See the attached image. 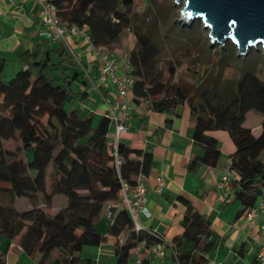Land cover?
I'll return each instance as SVG.
<instances>
[{
    "label": "trees",
    "instance_id": "obj_1",
    "mask_svg": "<svg viewBox=\"0 0 264 264\" xmlns=\"http://www.w3.org/2000/svg\"><path fill=\"white\" fill-rule=\"evenodd\" d=\"M49 1L59 25L67 32L73 27L83 31L95 48L114 53L124 32L131 31L136 47L126 58L133 80L126 100L155 113H169L184 104L188 107L195 119L193 142L203 150L189 162V170L197 164L216 165L220 148L210 134L226 132L234 146L229 165L234 176L233 201L243 212L258 201L264 206V79L254 69L242 70L237 78H223L220 63L228 53L227 48L219 47L224 56L214 70L207 68L199 76L198 84L180 81L176 77L181 58L174 55L160 64L166 39H158V14H153L144 28L146 15L140 19L134 0ZM177 23V18L173 19L172 24ZM193 27L179 24L176 30L188 46L185 57L190 56ZM83 40V34L69 38L77 54V43L86 51ZM206 50L210 56L215 51L210 46ZM17 58L21 69L9 81L2 78L6 62L0 60V241H16L37 264H93L80 253L84 247L105 242L95 225L107 209V236L115 239L117 264H127L136 247L150 251L163 243L162 236L135 229L125 207L116 208L124 202L122 185L133 187L140 176L151 172L152 153L134 149L122 140L115 149L108 110L102 116L92 112L83 115L81 106L67 107L73 99L82 103L91 94L96 80L86 71V64L61 42L26 50ZM92 61L97 74V62ZM105 88L102 85L95 91L107 107L114 89ZM249 112L262 117L257 129L245 126ZM57 195L66 197V206L50 213ZM20 199L28 202L23 211L17 209ZM178 200L185 211L182 233L170 244L173 257L178 264H204L216 240L210 220L184 198ZM0 264H6L2 251Z\"/></svg>",
    "mask_w": 264,
    "mask_h": 264
},
{
    "label": "crops",
    "instance_id": "obj_2",
    "mask_svg": "<svg viewBox=\"0 0 264 264\" xmlns=\"http://www.w3.org/2000/svg\"><path fill=\"white\" fill-rule=\"evenodd\" d=\"M5 2L3 16L0 17V60L7 62V59H11L20 65L17 57L22 52L50 47L53 42L42 35L44 27L35 3L31 0ZM76 50L87 66L86 71L92 73L91 77L94 78L96 68L93 58L78 43ZM105 90H108V86ZM85 102L90 103V112L97 116L105 115L108 110L95 91L82 103ZM128 103L127 131L121 135L120 140L134 149H148L153 157L152 170L143 179L147 190L145 208L150 212V217H140L138 224L140 228L162 236L167 246L161 258L154 257L149 250H133L127 264H136L137 258H140L142 264H178L169 246L182 233L181 221L185 206L178 197L187 200L210 220V230L216 240L204 264H261L256 256L264 242L260 229L264 226V208L258 209L253 218L246 219V212H243L239 203L232 200L226 204L218 200L217 182L223 173L229 172L230 156L234 151L228 134L224 131L210 134L218 141L220 148L215 166L197 164L189 170V162L202 155L203 150L193 142L195 119L190 115L188 107L184 104L169 113H155L146 110L144 106H136L130 101ZM158 175L166 180L162 192L155 190V177ZM260 203L258 201L255 207ZM107 213V209H104L95 225V230L105 236V242L84 247L80 253L81 258H89L93 264H117L114 255L115 239L107 236ZM0 251L5 255L6 264H37V259L23 253L16 241L7 244L6 240H1Z\"/></svg>",
    "mask_w": 264,
    "mask_h": 264
},
{
    "label": "rangeland",
    "instance_id": "obj_3",
    "mask_svg": "<svg viewBox=\"0 0 264 264\" xmlns=\"http://www.w3.org/2000/svg\"><path fill=\"white\" fill-rule=\"evenodd\" d=\"M135 9L134 11L139 14L140 19L144 18V28H147L148 24L152 21L153 14H158L161 20L160 27L156 28L159 34L158 39H166L164 42L163 53L160 55V64L163 66L166 60L170 57L176 55L177 57L181 58L182 64L177 69V79L182 81H189L198 84V78L201 75H204L206 69L214 70L216 65H218V60H221V57L224 55L223 50L220 52V45L214 44L211 50L215 49L212 56L208 54L207 50L210 42L208 39V31L205 30L202 26V23L198 20H194L192 22L186 23V25L182 22L177 23L175 26L172 24L173 19L177 18L178 20V10L182 4L177 5L174 4V0H134ZM145 14V15H144ZM179 24L183 27L193 26L191 30V38H190V56L185 57V49L188 46L185 45L184 39L179 37L180 32H177V28H179ZM169 35L170 37H165ZM186 33L181 36L185 37ZM183 46V47H180ZM135 38L131 31H125L122 35L120 42L117 44L116 49L113 51L117 54L119 61L122 65L125 64V58L128 57V53L131 49L135 48ZM223 48H227L226 54L228 57H223V61L220 63L223 67L222 73L223 78L230 79V78H237L240 72L247 68L254 69L255 73L262 79H264V56L262 54V49L259 47L257 49H251L248 53L242 58L241 56H237V49L236 47L230 42H225ZM88 53V52H87ZM91 58H93L91 53ZM233 57L229 63V58ZM81 59V58H80ZM195 60L191 63L192 60ZM6 65L4 67L2 78L5 81L11 80L16 73L21 69V67L15 63L11 59H7ZM206 60H209L208 62ZM82 61V60H81ZM226 64H228L226 66ZM225 66V67H224ZM92 76V73H89ZM94 77V76H93ZM95 86L97 89L102 88L100 82L97 83V74L95 76ZM205 83V80H204ZM203 83V84H204ZM96 89L93 88L90 92H94ZM99 93L98 91H95ZM91 95V94H90ZM89 95V96H90ZM93 98V97H92ZM113 98L110 100L112 101ZM84 105L83 108V115L88 114L90 112L89 105L90 103H80L78 100L73 99L67 104V107H79ZM262 117L255 112H249L246 116L245 126L251 129H257L261 123ZM257 133V132H255ZM121 137V136H120ZM120 140V138H119ZM13 143L9 142V146ZM13 146V145H12ZM11 146V147H12ZM67 203V199L65 196L57 195L54 196L51 207L49 212L54 213L59 211L61 208L65 207ZM17 209L23 211L28 208V202L25 199H20L16 201Z\"/></svg>",
    "mask_w": 264,
    "mask_h": 264
},
{
    "label": "built area",
    "instance_id": "obj_4",
    "mask_svg": "<svg viewBox=\"0 0 264 264\" xmlns=\"http://www.w3.org/2000/svg\"><path fill=\"white\" fill-rule=\"evenodd\" d=\"M36 4L39 11L40 22L44 27L42 35L50 42L56 43L61 42L64 44L74 57H78L79 54L74 51L70 46L69 38L70 36H75L77 34H83L84 42H87L86 51L91 53L93 58L97 62V83L100 82L101 85L112 86L114 89L113 100L107 103L108 117L113 126V140L114 148L116 149L117 142L122 134L127 131V123L129 120V103L126 100L128 91L133 85V80L128 74L127 59L125 58V64L120 65L117 56L114 53L109 52L104 48L93 47L88 37L81 31L76 30V28H71L70 31L60 26L54 13V6L49 0H31ZM3 7H6L5 0H0V17L3 16ZM93 88L97 89L95 83H93ZM120 162L117 161V165ZM144 177L140 176L137 179L135 186L130 187L126 184L122 185V196L123 204H117L116 208L124 209L126 208L133 226L135 229H141L138 224L140 217H150V212L145 208L147 202V190L144 185ZM233 180L234 176L231 172L223 173L218 182L217 189L219 190L218 200L222 203H230L233 198ZM166 186V180L162 175L155 177V190L156 192H162ZM264 206L260 203L258 207H254L251 210L246 211V219L253 218L258 209H263ZM262 234L264 235V226L260 227ZM166 243L156 244L150 251L154 257L161 258L164 255V249ZM170 246V245H169ZM135 251L140 252V248L136 247ZM257 260L261 264L264 263V242L261 245L259 252L257 254ZM136 264H142L140 258L136 259Z\"/></svg>",
    "mask_w": 264,
    "mask_h": 264
},
{
    "label": "water",
    "instance_id": "obj_5",
    "mask_svg": "<svg viewBox=\"0 0 264 264\" xmlns=\"http://www.w3.org/2000/svg\"><path fill=\"white\" fill-rule=\"evenodd\" d=\"M182 6L178 21L186 25L198 20L208 31L210 47L230 41L237 56L262 49L264 56V0H174Z\"/></svg>",
    "mask_w": 264,
    "mask_h": 264
},
{
    "label": "bare ground",
    "instance_id": "obj_6",
    "mask_svg": "<svg viewBox=\"0 0 264 264\" xmlns=\"http://www.w3.org/2000/svg\"><path fill=\"white\" fill-rule=\"evenodd\" d=\"M135 250V249H134Z\"/></svg>",
    "mask_w": 264,
    "mask_h": 264
}]
</instances>
